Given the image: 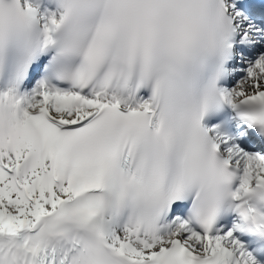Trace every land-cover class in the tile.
Here are the masks:
<instances>
[{"label":"snow or ice","instance_id":"obj_1","mask_svg":"<svg viewBox=\"0 0 264 264\" xmlns=\"http://www.w3.org/2000/svg\"><path fill=\"white\" fill-rule=\"evenodd\" d=\"M0 264H264V0H0Z\"/></svg>","mask_w":264,"mask_h":264}]
</instances>
